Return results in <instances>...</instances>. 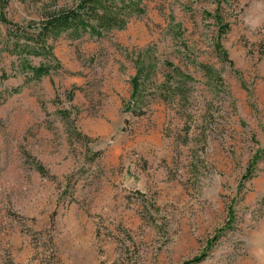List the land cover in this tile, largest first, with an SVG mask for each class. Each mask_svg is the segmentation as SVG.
<instances>
[{
	"label": "rangeland",
	"instance_id": "374dc122",
	"mask_svg": "<svg viewBox=\"0 0 264 264\" xmlns=\"http://www.w3.org/2000/svg\"><path fill=\"white\" fill-rule=\"evenodd\" d=\"M52 1L78 0L7 14L25 26ZM144 8L50 40L38 81L0 51V264H264V0Z\"/></svg>",
	"mask_w": 264,
	"mask_h": 264
},
{
	"label": "trees",
	"instance_id": "16d2710c",
	"mask_svg": "<svg viewBox=\"0 0 264 264\" xmlns=\"http://www.w3.org/2000/svg\"><path fill=\"white\" fill-rule=\"evenodd\" d=\"M10 0H0V25L5 27V41L0 47V51H6L16 57L17 66L24 74L26 83L38 81L44 76H48L55 70L59 63L53 53L50 40L56 39L62 34H66L73 39H78L84 34L94 37H102L112 30L123 29L133 16L141 15L145 12L144 0H78L71 6H57L44 4L41 7L39 18L29 20L25 26H20L10 20L7 14ZM220 6L221 0H214ZM217 23L220 24L219 35L225 32L227 25H221V15L215 13ZM215 49L221 59L228 61L226 51L220 44V40L215 42ZM33 58H40L38 64H33ZM208 73L211 71L208 69ZM1 77H10L3 72ZM190 78V77H188ZM15 89L14 92H17ZM139 90L138 75L132 78V92L130 100H137ZM253 162L247 167L243 175L245 179L252 177ZM242 184H239L241 188ZM230 220L232 210H228ZM212 242H210L211 244ZM206 251L193 256L182 262V264H195L201 262L206 257Z\"/></svg>",
	"mask_w": 264,
	"mask_h": 264
}]
</instances>
